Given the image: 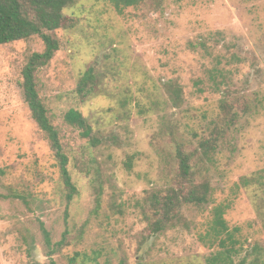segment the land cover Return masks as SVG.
Wrapping results in <instances>:
<instances>
[{"label":"rangeland","instance_id":"obj_1","mask_svg":"<svg viewBox=\"0 0 264 264\" xmlns=\"http://www.w3.org/2000/svg\"><path fill=\"white\" fill-rule=\"evenodd\" d=\"M63 13L68 26L54 32L60 47L36 80L77 193L67 204L49 143L24 101L22 67L43 43L33 36L0 45V264H49L39 221L53 242L68 231V244L52 254L56 264H211L231 247L212 231L220 203L229 205L228 230L236 229L232 264H247L254 245L264 262L262 194L241 183L264 169V0H143L120 12L110 0H76ZM89 66L103 93L81 100L75 87ZM215 70L227 75L218 88L209 77ZM171 82L182 89L176 107L166 92ZM225 89L252 111L212 162H198L211 200L186 207L185 224L151 235L144 196L168 185L177 144L196 148ZM70 108L89 119L98 145L66 125Z\"/></svg>","mask_w":264,"mask_h":264},{"label":"trees","instance_id":"obj_2","mask_svg":"<svg viewBox=\"0 0 264 264\" xmlns=\"http://www.w3.org/2000/svg\"><path fill=\"white\" fill-rule=\"evenodd\" d=\"M75 1L0 0V45L26 40L33 36H37L43 43V50L31 53L22 67L23 95L31 118L44 133L56 160L60 178L65 188L67 204L77 193L69 171V156L65 151L59 129L49 118L46 105L39 95L36 77L38 71L48 65L55 52L59 49L60 42L55 37L54 32L68 26L67 17L64 15L63 9ZM110 1L113 2L120 12L123 7L136 5L143 0ZM209 75L213 86L216 88L227 79V75L222 70H215ZM166 92L173 106H179L182 102V89L175 82H171L166 84ZM99 93H103V89L100 88V78L94 67L89 66L77 82L75 87L76 97L84 100ZM126 103V98L119 99V104L122 108H126ZM218 109L217 115L210 120L205 132L197 141L195 149L188 151L182 143L177 144L174 154L177 166L168 185L163 188L152 189L144 196V204L151 213V217H148V229L151 235L185 224L186 219L183 210L186 207L202 208L211 200V185L208 179L199 177L198 162H212L214 153L222 144L226 143L227 137L235 129L240 116L252 111L249 103L240 97H233L228 89L222 92V96L218 101ZM64 122L71 129L77 131L80 138L85 139L92 146L99 144L100 141L95 135L92 123L83 115L81 110L77 108L68 109L64 114ZM125 166L127 169H131L132 155L127 156ZM241 183L244 187L254 184L258 186L262 194L260 196L262 201L260 208L264 209V169L262 172H256L252 176H244L241 179ZM114 201L111 203L112 211L121 212V206ZM97 205L99 207V199L97 200ZM228 206V204L220 203L212 209V231L216 236L225 234V237L219 238V243L224 246L227 241L231 244V247L226 248L223 254L214 257L211 260V264L216 261H219V264H232L230 254L236 241L234 238L236 229L228 230L227 222L224 218ZM39 228L47 249L49 264H56L52 259V254L68 244L69 241L66 237L68 231L64 230L61 238L53 242L50 232L42 221H39ZM252 251L256 255L247 264H264L260 259L261 247L254 245ZM80 254L76 252L69 258V261L74 262ZM119 264H125V261L121 260ZM239 264H245V262L243 261Z\"/></svg>","mask_w":264,"mask_h":264}]
</instances>
